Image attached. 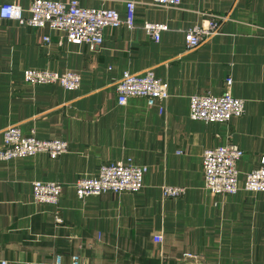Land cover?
I'll list each match as a JSON object with an SVG mask.
<instances>
[{
	"label": "crops",
	"instance_id": "1",
	"mask_svg": "<svg viewBox=\"0 0 264 264\" xmlns=\"http://www.w3.org/2000/svg\"><path fill=\"white\" fill-rule=\"evenodd\" d=\"M33 1L0 5L28 9ZM80 2L126 13L127 0ZM135 4L138 27H107L95 52L61 31L0 18V149L12 124L26 136L70 144L55 159L39 153L0 160V264H56L59 255L61 264H71L72 255L85 264H264V192L214 194L204 185L202 155L235 142L244 154L241 181L264 157V0ZM212 14L228 16L222 33L189 50L183 30ZM146 21L169 28L156 41L142 29ZM30 68L72 70L82 82L76 90L26 83ZM146 69L167 82L163 114L139 96L118 102L115 82L125 71ZM229 77L245 113L228 123L190 119V96L223 94ZM132 158L148 168L139 192L75 193L81 175ZM36 180L62 185V223L54 205L34 201ZM166 185L187 191L164 197Z\"/></svg>",
	"mask_w": 264,
	"mask_h": 264
},
{
	"label": "built area",
	"instance_id": "2",
	"mask_svg": "<svg viewBox=\"0 0 264 264\" xmlns=\"http://www.w3.org/2000/svg\"><path fill=\"white\" fill-rule=\"evenodd\" d=\"M182 0H151L153 4L178 6ZM126 13L121 14L116 8H88L80 0H34L24 9L13 2L0 5V18L15 20L20 25L33 28L49 27L65 34V39L74 45H87L95 52L98 51L105 39L104 30L107 27H125L133 30L137 25L135 0H127ZM228 16L212 14L206 22L196 24L183 30L187 48L196 49L209 38L222 33L224 22ZM167 23L146 21L142 26L151 38L159 41L163 31L168 30ZM50 37L44 41L50 42ZM26 83L57 84L65 90H76L82 82L80 73L72 70H49L30 68L24 73ZM232 77L227 79L228 90L223 94L206 92L190 96L189 117L192 120H202L209 123H228L233 117L242 116L246 111L245 100L236 97L231 92ZM118 92V102L125 104L132 96H139L150 106H156L161 114L165 111L164 100L170 96L167 82L159 78L153 69H146L142 74L125 71L115 82ZM3 146L0 149V160L30 157L43 153L55 159L70 148L65 139H42L35 134L26 136L20 126L12 124L3 131ZM203 172L205 188L214 194L234 195L241 189L249 192H264V157L260 166L247 172L243 181L238 163L243 158V150L235 142L217 145L203 151ZM147 166L128 159L115 163H103L95 176L81 175L75 182L74 188L80 199L90 195L105 192H139L144 187ZM164 197L178 198L186 193V187L163 186ZM32 194L35 202L50 203L56 207L55 221L62 223L59 209L62 197V185L55 181L33 182ZM161 241L162 237H156ZM186 256H192L186 254ZM56 264H61L60 255ZM71 264H85L78 255L71 256ZM4 264H7L4 262Z\"/></svg>",
	"mask_w": 264,
	"mask_h": 264
}]
</instances>
